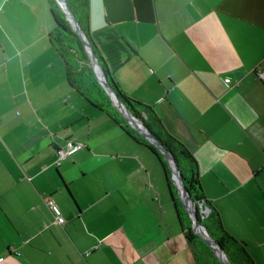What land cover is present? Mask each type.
I'll return each instance as SVG.
<instances>
[{
  "label": "crops",
  "instance_id": "1",
  "mask_svg": "<svg viewBox=\"0 0 264 264\" xmlns=\"http://www.w3.org/2000/svg\"><path fill=\"white\" fill-rule=\"evenodd\" d=\"M52 29L47 0H0V264H197L159 159L69 84ZM91 32L264 264V0H91Z\"/></svg>",
  "mask_w": 264,
  "mask_h": 264
},
{
  "label": "trees",
  "instance_id": "2",
  "mask_svg": "<svg viewBox=\"0 0 264 264\" xmlns=\"http://www.w3.org/2000/svg\"><path fill=\"white\" fill-rule=\"evenodd\" d=\"M47 1L53 23L49 38L65 64L69 84L90 103L107 111L135 140L147 145L157 156L163 166L172 193L178 220L187 239L193 246L197 264H223L207 241L194 232L189 209L179 197L178 186L173 179V171L167 155L156 144L132 127L127 118L115 107L110 94L95 73L91 57L82 37L74 29L58 1ZM66 1L89 38L99 63L117 95L132 114L138 117L149 132L161 141L164 147L176 158L185 187L197 204V212L201 202L207 203L211 207V213L207 218L201 219L199 216L210 235L221 244L232 264H256L247 243L226 228L219 211L206 199L199 180V163L190 147L166 128L152 105L130 97L121 90L91 32V0Z\"/></svg>",
  "mask_w": 264,
  "mask_h": 264
},
{
  "label": "water",
  "instance_id": "3",
  "mask_svg": "<svg viewBox=\"0 0 264 264\" xmlns=\"http://www.w3.org/2000/svg\"><path fill=\"white\" fill-rule=\"evenodd\" d=\"M58 3L61 5L64 12L67 14V18L73 25L74 29L80 34L82 37L86 49L89 52V55L91 57V61L95 70V73L101 82V84L104 86L106 91L110 94L112 101L114 105L118 108V110L127 118L129 123L132 127H134L136 130H138L140 133H142L144 136H146L151 142L156 144L168 157L169 164L173 171V179L175 183L177 184L180 194H181V200L182 202L188 207L190 216L193 221V229L194 231L201 236L207 243L213 248L215 254L220 259V261L223 264H232L230 259L228 258L227 254L225 253L223 247L221 244H219L208 232L205 225L201 222L198 212H197V204L192 199L189 191L185 187V183L182 178L181 171L179 169L178 162L176 158L164 147L163 143L159 141L154 135H152L149 130L146 128L145 124L136 116L132 114V112L127 108L125 103L121 100V98L117 95L116 91L113 89V87L110 85L107 75L105 74L103 68L101 67L99 60L93 50V46L83 31L81 25L77 21L76 17L72 13L69 5L67 4L66 0H57Z\"/></svg>",
  "mask_w": 264,
  "mask_h": 264
},
{
  "label": "built area",
  "instance_id": "4",
  "mask_svg": "<svg viewBox=\"0 0 264 264\" xmlns=\"http://www.w3.org/2000/svg\"><path fill=\"white\" fill-rule=\"evenodd\" d=\"M258 76L264 80V68H257L256 69ZM82 146V143L68 140L66 146L60 147L57 150V158L56 163L60 165L63 161H65L72 153L77 151ZM46 203L49 208L52 210L53 214L55 215L56 222L63 225L66 222L65 216L62 214L58 204L52 197H48L46 199ZM211 213V207L204 202L199 204V211L198 215L201 219L207 218ZM90 252V251H89Z\"/></svg>",
  "mask_w": 264,
  "mask_h": 264
},
{
  "label": "rangeland",
  "instance_id": "5",
  "mask_svg": "<svg viewBox=\"0 0 264 264\" xmlns=\"http://www.w3.org/2000/svg\"><path fill=\"white\" fill-rule=\"evenodd\" d=\"M114 104V103H113ZM116 107V106H115ZM121 113V112H120ZM122 114V113H121ZM123 115V114H122ZM178 192H179V197L181 199V194H180V191H179V188H178ZM182 201V200H181ZM195 232V231H194ZM196 233V232H195Z\"/></svg>",
  "mask_w": 264,
  "mask_h": 264
}]
</instances>
